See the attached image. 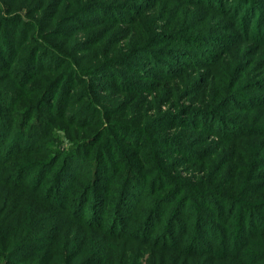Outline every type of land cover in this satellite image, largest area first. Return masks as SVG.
<instances>
[{
    "label": "rangeland",
    "instance_id": "obj_1",
    "mask_svg": "<svg viewBox=\"0 0 264 264\" xmlns=\"http://www.w3.org/2000/svg\"><path fill=\"white\" fill-rule=\"evenodd\" d=\"M222 1L223 6L232 7L236 5L233 2H237ZM207 9L179 0H0V22L6 20L5 24L9 23L8 26L17 29L14 38L17 41L12 39L10 44L11 54L15 51L12 55L13 62L8 63L6 60L0 63V92L6 99V107L14 114L26 107L25 112L29 113L25 116L34 120L37 119L36 115L47 114L50 118H58L63 113L66 114L63 120L59 119L61 123L54 122L50 129L48 121L45 122L44 129L52 133V139L49 145L45 146V151H48L51 145L57 147L71 143L83 144L92 136L93 142H97L99 137L91 134L95 130H103L106 138L115 137L120 145L125 146L124 154L133 162L131 166L136 168L137 174L148 172L147 168L152 166L150 164L155 159L163 165V160L169 158L171 162H179L176 163L177 170L170 168L172 174L178 175L186 183L208 187L218 185L225 190L232 186L237 188L240 186L236 183L239 179L236 180L234 176L247 171V168L237 165L238 162L246 160L249 163L255 152L264 154V135L237 138L227 143L211 136L208 141L209 152L201 161H198L197 155L194 160L187 156H165L167 154L161 150L165 149V146L156 143L161 142L162 138H172L191 148L195 145V142H189L191 137L198 134L196 132L199 129L179 131V127H176L179 130H169L172 124L159 128L157 124V127L153 125L155 119L166 120L173 114L178 116L179 113L183 115L209 109L205 114L213 111V114L229 121L230 124L252 126H257L254 122L264 116L225 105L226 102L235 101L233 105L242 102L236 89L239 82H243L247 76L253 82V90H249L253 93L245 95L255 97L261 92L264 93V48L255 47L250 50L251 45L246 43L248 39H240L241 30L231 25L234 19L238 18L237 14H230L227 18L226 15L231 12L229 9L218 13ZM251 18L253 17L248 19ZM238 21L240 18L235 23ZM24 26L30 31L20 33ZM9 29L11 30V27ZM204 33L202 39L200 35ZM192 35L199 39L198 42H202V45L198 48L197 44L193 43L192 49L189 50L186 42L190 41L185 39ZM21 36V41H24L19 43ZM216 38L218 43L227 45L219 47L210 44L215 57L211 65H188L180 68L172 64L174 61H181L178 52L182 50H189L188 54H193L191 55L194 61L204 48L203 44H206L204 40L211 42ZM233 43L236 45L232 49ZM222 48H225L223 52ZM33 54H37L36 64L25 67L26 58ZM57 55L65 63L48 65ZM48 57L50 59L46 60ZM18 59H22L24 63L17 61ZM168 62L175 68V73L179 74L174 75L173 79H164L161 75L162 66ZM189 62L191 61L186 60V63ZM21 69H24L25 73H22ZM239 73L242 76L240 80ZM67 77L73 79L74 82L70 84L74 85L62 89L64 103L60 108L65 109L60 111L58 106H55L51 115V107L45 95L47 92L52 95L60 80ZM227 91L230 97L224 98ZM58 96L53 95L54 98L50 100L57 102ZM89 108L97 109V115L92 112L91 120L87 121L84 120V115H81L73 122L76 115ZM47 111L49 112L46 113ZM236 130V127L232 129L226 126L218 129V132L232 136ZM138 132L144 137L145 143L144 146L134 147L132 138ZM130 143L133 146L126 149V144ZM95 144L93 149L100 145ZM165 144L170 145L167 142ZM197 148L201 150L200 147ZM224 153L226 154L223 155ZM43 154L45 155L42 156H47L46 153ZM106 154L111 153L108 151ZM230 167H235L234 173ZM149 168L153 171L156 166ZM229 171L232 173L230 177ZM258 172L262 174L252 178L253 182L259 181L257 178L261 177L264 180V162ZM224 174L227 176L223 178ZM244 183L242 181L241 185ZM258 184L255 183L252 196H248L249 193L246 192L237 194V191H232L237 197L251 201L264 193V181ZM8 199L9 196L3 192V204L0 206V247L13 238L10 231L14 234L18 224L17 221L13 228L8 229L5 217L9 214L7 211L10 212ZM6 204L8 207L4 206ZM113 209L104 207L103 211L110 216ZM33 211L28 206L21 209L23 214ZM56 227L61 230L60 235ZM50 228L46 232L37 233L38 225L32 226L30 231L36 233L33 236L44 234V241L30 245L25 241L30 249L16 254L12 259L10 257L7 264H228L225 261L216 262L201 257L184 258L182 255L147 248L127 240L115 241L97 228L80 229L65 223L63 226L51 225ZM256 242L264 248V239ZM49 245L53 246L52 251L41 257L37 251ZM20 246L16 248L17 252L21 249ZM31 253H35L37 260L29 262L31 258L27 255ZM4 262L5 259L1 260L0 264Z\"/></svg>",
    "mask_w": 264,
    "mask_h": 264
},
{
    "label": "trees",
    "instance_id": "obj_2",
    "mask_svg": "<svg viewBox=\"0 0 264 264\" xmlns=\"http://www.w3.org/2000/svg\"><path fill=\"white\" fill-rule=\"evenodd\" d=\"M179 1L191 5H201L217 13L229 9L231 12L226 15L227 18L233 13L240 18V21L235 23L238 19L235 18L231 23L241 30L240 39H248L246 43L251 45L249 46L251 47L250 50L255 47L257 49L264 48V0H237V2H233L236 4L235 7L223 6L224 1L222 0L221 2L219 0ZM250 17L253 18L248 19ZM4 22L6 20L0 22L1 64L2 61L6 60L8 63L13 62L12 55L15 51L11 54L10 44L12 39L17 41L14 39L17 29ZM27 30L28 28L24 26L20 33H27ZM204 35L205 33L200 37L203 39ZM193 36H187L185 39L190 41V43L186 42V46L189 45L187 47L189 50L192 49L193 43H196L198 48L202 45V42L199 44L198 41L200 40ZM22 37L20 40L18 39L19 43L24 41H21ZM218 41L217 38L211 42H208L207 39L204 40L206 44H203V51L201 50L197 54L194 61L193 54H188L189 50H180L181 52L178 54L181 55L179 56L181 61H174L172 64L180 68L188 65H192L188 67L211 65L215 57L211 52L212 46L210 44L219 47L227 45L226 43L220 44ZM235 45V43L231 44V48L233 49ZM224 50L225 48H222L221 52ZM33 55L26 58L25 67L36 64L37 54ZM48 59L50 57L46 58V60ZM62 60L57 55L55 60L53 58L48 65H63L65 62ZM186 60L191 62L188 64ZM17 61L24 63L22 59ZM164 65L161 69L163 73L161 75L164 76V79L169 77L173 79L175 78L174 75H179L175 73V68L169 62L168 64L164 63ZM21 72L25 73V70L21 69ZM228 75L230 76L229 73ZM241 77L240 75L239 80ZM233 78L234 76L231 80ZM70 82H74L70 77L60 80L55 92L52 95L47 92L45 95L48 97L51 115L55 106H58L60 111L65 109L64 107L60 108L61 104L64 103L62 89L74 85ZM239 83L236 90L241 95L240 100L242 102L237 105H233L236 103L235 101L233 103L226 102L225 105L264 115V93L261 92L255 97L245 95L253 93L249 91L253 90L251 86L253 82L249 76ZM53 95H59L57 102L52 100ZM225 97H230L229 91L225 92ZM50 98L52 99L50 100ZM227 100L231 101L230 98ZM8 108L6 107V99L2 97L0 92V206L3 204L1 194L4 192L9 196L7 203L10 212L7 211L9 214L5 215L8 221V229L13 228L15 222L18 221L14 234L10 231L13 238L9 242L1 244L0 247V261L5 259L4 264L8 263L10 257L12 259L16 257V254H22L25 250H29L30 244H38L44 241L42 238L44 234L33 236L36 233L30 231L32 226L38 225L37 233H39L48 231L51 229V225L52 227L54 225L63 226L64 223L67 226H75L80 229L97 228L112 240H127L147 248L151 247L162 252L182 255L184 258L201 257L213 259L216 262L225 261L228 264H264V248L257 245L256 242L264 239V193L253 198L254 200H251L253 202L237 197L240 192H246L249 193L248 196H252L255 183L260 184L264 181L262 177L257 178L260 180L256 182L251 180L262 174L258 172V169L264 162L263 153L255 152L254 158H251L249 163L246 160L242 163L238 162L237 165L247 168L244 173L240 172L234 176L236 180L239 179L236 183L242 187L232 186L229 190H225L218 185L213 187L199 184L191 185L178 175L172 174L170 168L177 170L176 163L179 162L176 160L171 162L169 158L163 160L164 166L155 159L150 164L152 166H149L155 165V170L151 171V168L148 167V172L137 174L136 168L131 166L133 162L129 161L124 154L125 146L120 145L115 137L106 138L103 130H95L91 134H96L99 137L96 139L97 142H93L92 136L89 141L86 140L83 144L71 143L57 147L51 145L48 151H45V146L49 145L48 143L52 139L51 131L49 132L43 127L45 122L48 121V128L50 129L54 122L55 124L61 123L59 119L63 120V116L66 114L63 113L58 118L52 116L50 118L47 114L44 116L36 115L37 119L34 120L32 117L25 116L29 113L25 112L26 107L17 114L11 110L8 111ZM208 110L204 111L203 109V111H193L183 115L178 112V116L173 114L166 120L155 119V123L153 121V125L157 124L158 128L172 124L169 130H176L178 127L181 129H177L179 131H192L191 128L199 129L196 132L198 134L191 137L189 142H195L193 148L172 138H162L164 142L162 139L161 142L157 141V145L165 146V149H161L164 154H167L165 156H187L194 160L197 155L198 161H201L209 152L208 141L211 136L227 143L237 138L264 135V128H262L264 124H259L264 122V116L254 122L257 126L244 124H240V126L228 123L229 121L213 114V111L205 114ZM92 112L95 115L98 113L97 109L83 110L74 117L73 122L81 115H84V120H91ZM157 125L155 126L157 127ZM226 126L232 129L236 127L237 132L232 136L222 135L218 132V129ZM132 139L134 147L144 146L145 139L139 132ZM166 142L170 143L171 146L166 145ZM94 143L100 145L93 149ZM132 143L126 144V149L133 146ZM53 147L56 148L53 149ZM197 147H200L201 150H198ZM108 151L111 154H106ZM43 153H46L47 156H42L45 155ZM230 168L234 173L235 167ZM229 173L231 172L229 171ZM231 175L232 173L228 177ZM225 176L227 174H224L223 178ZM242 181L245 182L243 185H241ZM232 190L237 191V194ZM233 193L234 195H232ZM4 206L8 207L7 204ZM25 206L31 207L34 211L23 214L21 209ZM104 207L106 209L114 208L111 211L112 215L105 214ZM0 212H2L1 208ZM57 232L58 235L62 233L58 229ZM19 245H21V249L17 252L16 248ZM52 249L53 246L49 245L40 248L37 252L42 255L41 257H44ZM34 255L35 253L27 255L28 258H31L29 262L37 260ZM15 259L20 260L21 258Z\"/></svg>",
    "mask_w": 264,
    "mask_h": 264
}]
</instances>
